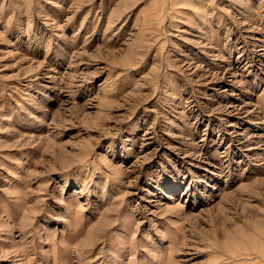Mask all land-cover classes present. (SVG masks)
I'll return each instance as SVG.
<instances>
[{
  "label": "rangeland",
  "instance_id": "rangeland-1",
  "mask_svg": "<svg viewBox=\"0 0 264 264\" xmlns=\"http://www.w3.org/2000/svg\"><path fill=\"white\" fill-rule=\"evenodd\" d=\"M0 264H264V0H0Z\"/></svg>",
  "mask_w": 264,
  "mask_h": 264
}]
</instances>
